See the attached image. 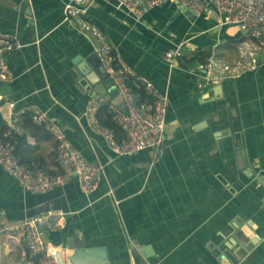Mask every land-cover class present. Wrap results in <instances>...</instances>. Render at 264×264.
I'll list each match as a JSON object with an SVG mask.
<instances>
[{
  "label": "crops",
  "instance_id": "1",
  "mask_svg": "<svg viewBox=\"0 0 264 264\" xmlns=\"http://www.w3.org/2000/svg\"><path fill=\"white\" fill-rule=\"evenodd\" d=\"M62 5L0 0V31L20 43L4 54L12 77L0 82V122L25 132L30 166L55 170L53 137L19 125L31 105L46 110L72 146L101 165L102 176L87 193L73 177L36 192L0 166V222L61 209L45 239L65 255L104 245L107 264H264V47L254 68L200 91L193 68L201 60L168 63L164 52L180 44L178 56L208 52L229 62L246 28L221 23L212 7L194 14L163 0L135 20L113 0H88L85 17L119 64L167 96L160 147L117 154L86 110L94 85L102 93L113 87L95 54L97 41L62 20ZM102 93L96 96L109 102ZM0 264L47 260L22 238L0 235Z\"/></svg>",
  "mask_w": 264,
  "mask_h": 264
},
{
  "label": "built area",
  "instance_id": "2",
  "mask_svg": "<svg viewBox=\"0 0 264 264\" xmlns=\"http://www.w3.org/2000/svg\"><path fill=\"white\" fill-rule=\"evenodd\" d=\"M88 0H63L62 20L70 27L87 32L94 37L95 54L105 73L111 80L121 97L125 111H121L99 96L89 98L86 110L93 114L98 104L108 102L114 111V117L125 133V139L115 142L111 131L96 123L95 127L101 132L110 149L122 155H129L144 148H159L163 142V128L165 126V111L167 96L158 90L154 84L143 76H135L138 82L152 97L150 105L135 104L134 95L124 84V74L129 73L120 65L115 68L111 63V47L106 44L97 28L86 19ZM117 6L123 8L132 18L139 19L148 8L159 4L163 0H113ZM176 1L185 6L194 14L212 7L219 15L223 24H237L248 30V36L236 43V56L229 62H223L215 57H208L198 62L193 68L195 73V86L200 91L209 86V83L221 78L236 77L245 70L255 67V55L264 47L260 27H264V0H168ZM180 44L167 49L163 58L168 63L180 55ZM20 46L18 39L0 31V82L8 81L12 73L4 59L5 52ZM31 118L36 123L44 124L55 142V158L57 171L46 174L40 169H28L19 164L11 152L7 142L0 140V166L24 189L43 192L47 189L63 184L70 178H75L82 192L93 190L102 176L101 165L87 161L68 140L63 129L48 117L46 110L36 105L29 108ZM16 130L18 127L11 126ZM109 191V189H108ZM61 209H46L34 212L20 220L13 222H0V235L22 238L27 250L31 254H43L47 264H70L63 250L45 239V231L56 227L63 217Z\"/></svg>",
  "mask_w": 264,
  "mask_h": 264
},
{
  "label": "trees",
  "instance_id": "3",
  "mask_svg": "<svg viewBox=\"0 0 264 264\" xmlns=\"http://www.w3.org/2000/svg\"><path fill=\"white\" fill-rule=\"evenodd\" d=\"M110 54L113 57L111 59V63L113 64V66L115 68H120V64L112 49H110ZM207 56H208V52L206 53L194 52L190 57L177 56L175 61L178 62L179 60L182 66H188L187 64H190V63L193 64L196 61H200V60L203 61L202 59L204 60L207 59L208 58ZM123 82L129 88V90L133 93L135 104L150 105L152 103L153 97L148 92H146V90L138 82V80L135 78L134 75L125 73ZM93 116H94V120L96 121V123L108 128L111 131L115 142L118 143L125 139V133L122 130V128L119 126L117 121L115 120L114 111L112 110V108L109 107L108 102L98 104L96 109L94 110ZM20 117L21 118H20L19 125L23 127H28L30 128V130H33V128H36V129L41 128L44 134L45 132H47L51 136L49 131L44 127V124L36 123L35 121L32 120L31 114L29 111H24L23 113L20 114ZM0 140L7 142L10 145L11 152L17 158V161L19 162V164H22L28 169H40L46 174L56 173L57 164L55 166V170L46 169L39 165H36V166L29 165L30 157H28L26 152H28L27 149H31L32 146L27 143L25 132H22V131L19 132L17 130L11 129L4 122H0ZM32 160L37 162L38 160H41V159L33 157Z\"/></svg>",
  "mask_w": 264,
  "mask_h": 264
},
{
  "label": "water",
  "instance_id": "4",
  "mask_svg": "<svg viewBox=\"0 0 264 264\" xmlns=\"http://www.w3.org/2000/svg\"><path fill=\"white\" fill-rule=\"evenodd\" d=\"M184 11L189 12L185 6ZM109 81L111 83L110 78ZM105 84L106 80H101V86H105ZM91 90L93 91V96L102 93L101 90H99V86L96 85H94ZM104 93H106L105 98L109 100L111 104L121 111H125V107L123 106L121 97L118 95L116 88L112 87L110 91L103 92L102 94ZM66 256L70 264H107L106 249L104 245L73 247Z\"/></svg>",
  "mask_w": 264,
  "mask_h": 264
}]
</instances>
